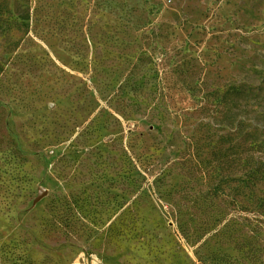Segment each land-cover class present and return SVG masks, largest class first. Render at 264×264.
<instances>
[{"label":"rangeland","instance_id":"374dc122","mask_svg":"<svg viewBox=\"0 0 264 264\" xmlns=\"http://www.w3.org/2000/svg\"><path fill=\"white\" fill-rule=\"evenodd\" d=\"M253 158L264 0H0V264H264Z\"/></svg>","mask_w":264,"mask_h":264},{"label":"trees","instance_id":"16d2710c","mask_svg":"<svg viewBox=\"0 0 264 264\" xmlns=\"http://www.w3.org/2000/svg\"><path fill=\"white\" fill-rule=\"evenodd\" d=\"M250 134L251 133H249V135ZM248 140H249L248 137L241 136L240 137V140H239V143L236 144V146H234V148H233L234 149V152H232V150H228L226 152L227 153L226 155L227 156H230V155H228V153H229V151H231V153H233V154L238 153L237 154L238 157L239 158H242V153L239 150L245 147V144L247 143ZM236 147H238V151L240 153L239 152H235ZM226 159L228 161V158H226ZM248 163L250 165V171L247 172V174H246L247 178L245 180L246 181L245 184L247 186H249V187L250 186L251 187H258L260 184H263L264 185V160H262V161L261 160H254V158H253ZM263 206H264V198H263Z\"/></svg>","mask_w":264,"mask_h":264},{"label":"water","instance_id":"95a60500","mask_svg":"<svg viewBox=\"0 0 264 264\" xmlns=\"http://www.w3.org/2000/svg\"><path fill=\"white\" fill-rule=\"evenodd\" d=\"M44 191H45V189H43V190L41 191V193H40V197L43 195Z\"/></svg>","mask_w":264,"mask_h":264}]
</instances>
